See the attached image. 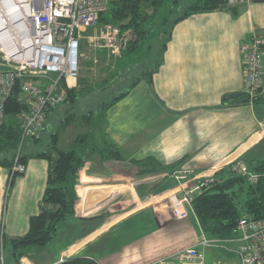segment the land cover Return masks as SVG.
<instances>
[{
  "label": "crops",
  "instance_id": "obj_1",
  "mask_svg": "<svg viewBox=\"0 0 264 264\" xmlns=\"http://www.w3.org/2000/svg\"><path fill=\"white\" fill-rule=\"evenodd\" d=\"M239 7L236 15L219 9L198 12L172 26L152 74L153 90L142 79L106 111L104 133L118 147L125 168L114 159L84 153L75 212L69 217L79 220L78 232L53 255L39 256L37 263L24 255L20 264H55L72 255L99 264H149L199 238L195 219L178 220L163 209L186 181L178 183L174 170L220 178L242 156L264 159V55L256 98L237 104L225 100L243 92L240 42L254 31L264 38V1L248 0ZM41 79L33 80L44 84ZM132 160H154L156 169L139 171ZM46 171V159L29 157L25 171L5 185L0 235L6 239L25 233L30 215L39 211ZM7 174L0 167V185ZM131 204L140 210H130ZM5 246L4 264H15L7 241Z\"/></svg>",
  "mask_w": 264,
  "mask_h": 264
},
{
  "label": "trees",
  "instance_id": "obj_2",
  "mask_svg": "<svg viewBox=\"0 0 264 264\" xmlns=\"http://www.w3.org/2000/svg\"><path fill=\"white\" fill-rule=\"evenodd\" d=\"M239 6L240 4L229 5L227 0H107L106 8L98 13L95 24L112 25L119 29L120 51L115 55L119 57V60L124 54L133 51L140 43L146 42V33L149 29L146 24L159 13V10L165 9L168 13L177 11L179 14L172 16L168 20L167 28L159 32L153 63L148 62L140 70L129 72L130 75L121 78V85L116 86L117 90L107 100L99 102L98 111L88 109L79 112L76 110L77 99L95 88L86 80L79 79L77 85L75 83L74 86L66 88L64 101L56 107V110L60 112L57 126L47 135L46 142L41 145L40 149L30 150L31 145L40 143V133L44 130L45 121L37 135L23 142L18 160L25 164L29 157L44 158L47 160V171L39 211L30 215L27 231L22 235L7 239L3 233L0 235V249L7 241L10 244L11 256L15 264H20L19 258L24 254L27 246L46 244L53 238L60 223L74 216L78 198L75 188L77 173L85 161L83 154L96 153L105 160L120 158L118 147L110 142L104 133L106 111L142 79L153 90L152 74L162 62L172 26L179 20L198 12L219 9L236 15L239 12ZM148 8H152L151 14L146 12ZM162 19L166 21L167 17ZM22 80L20 78L16 81L11 95L5 102V116L0 125V167L6 168L7 171L11 168L17 152L20 138V116L27 109V105L20 99L25 91ZM61 83L64 85L63 81ZM104 86H106L104 82L98 85L102 88ZM112 88L115 89V86ZM255 98L250 99L246 93L239 92L231 93L225 100L237 104L253 101ZM51 110L54 109L47 110L46 117ZM96 120L102 121L98 128V135H95L93 130ZM67 126L73 130L69 134V146L62 148L59 145L60 131ZM25 144L28 145V149L23 150ZM238 160L243 161L248 170L259 174V177L250 182L246 175L234 170L230 171L225 177H214V180L192 200L191 206L198 226L208 237L230 235L236 219L240 216L264 217V159L251 161L242 156ZM132 163L139 171L145 173L156 169L154 160H132ZM15 175L6 178L8 186ZM55 264L99 263L90 257L72 255Z\"/></svg>",
  "mask_w": 264,
  "mask_h": 264
},
{
  "label": "built area",
  "instance_id": "obj_3",
  "mask_svg": "<svg viewBox=\"0 0 264 264\" xmlns=\"http://www.w3.org/2000/svg\"><path fill=\"white\" fill-rule=\"evenodd\" d=\"M246 2L248 0H227L229 5ZM106 5L107 0H5L4 5H0V20L3 21L0 34L4 35L3 42H0V62L4 65L0 69V125L5 116V102L16 81L26 79L22 82L26 94L20 99L27 109L20 116V138L7 177L25 171V164L18 160L20 147L25 140L38 134L47 110L60 105L65 99L66 88L75 85L81 31L95 24L98 13L104 11ZM8 16L10 20L5 19ZM95 39L111 54L119 53L121 40L117 27L104 25ZM239 52L243 92L252 99L262 83L264 38L255 31L251 32L240 42ZM34 78L47 81L45 84L34 83ZM232 170L246 175L250 182L259 177L241 160L232 162ZM190 172L179 168L172 173L178 183L186 180L180 193L166 201L171 213L178 218L186 217L189 210L193 212L194 196L214 180L211 175L190 177ZM150 264H264V217L240 216L230 235L208 237L202 234L193 244Z\"/></svg>",
  "mask_w": 264,
  "mask_h": 264
},
{
  "label": "rangeland",
  "instance_id": "obj_4",
  "mask_svg": "<svg viewBox=\"0 0 264 264\" xmlns=\"http://www.w3.org/2000/svg\"><path fill=\"white\" fill-rule=\"evenodd\" d=\"M146 12L148 14H151L152 8L146 9ZM158 12L159 13H157L156 16L154 15L151 18V20L146 24L147 27L149 28L148 32L146 33V42L140 43V45L137 46L133 51L124 54V56L120 60L118 56H115L116 54H111L107 49H105L96 42L95 38L101 33L104 25L93 24V26L85 27L81 31L79 69H78V77L75 83L77 85L79 79L81 81L86 80L88 84L93 85L95 88H92L91 89L92 91L90 93L82 97H79L77 99L76 101L77 111L79 112L87 111L88 109H94V111L95 110L98 111L100 109L99 102L103 100H107L110 97V95H112L117 90L116 86L117 85L119 86V84L121 85V78L130 75L129 72L140 70V68H142L144 64L153 61L155 57L154 55H155L156 46L158 44L157 40L159 37V32L167 28V25L169 24L168 20H170L172 16L179 14V12L177 11H174L173 13H168L165 9L159 10ZM163 17H167V20L164 21L162 19ZM41 80L43 83L47 81L46 79H41ZM33 81L34 83L37 82L36 80ZM101 82H104L106 86H104L103 88L98 87L99 83ZM114 86L115 89L112 88ZM25 94L26 93L24 91L23 96H25ZM59 118H60V112L56 110V108L49 112L45 120L44 130H42L41 132V141L36 145H31V150L40 149L41 145L46 142L47 135L57 126V121L59 120ZM101 122L102 121L96 120L95 124L93 125V130L95 135H98L99 132L98 128H100ZM72 130L73 129L70 126L61 129L60 131L61 139L59 142L60 147L66 148L69 146L70 143L69 134L72 132ZM27 146L28 145L25 144L23 150L28 149ZM119 159L121 158L118 159L116 157L114 158V160H116V164H118L122 168H125L124 161L121 160L119 161ZM110 160L112 161L113 159ZM229 170L233 171L232 166L230 167ZM227 174H223V177H225ZM5 185H6V181L5 182L2 181L0 185V205L3 203L4 200L3 196L5 193L4 190ZM165 204H167L166 201ZM134 205L131 206L130 210L132 211L140 210L138 208L139 206L133 210ZM168 205L164 206L163 208L164 211L168 212V214L171 215V217L175 219L178 218L173 213H170L171 211ZM186 218L192 221L193 219H195V222L197 223L195 215L191 210H189V213L186 217L180 216L178 220H184ZM79 223L80 222L77 219L74 220L70 218L67 219L66 223L64 222L63 225L61 224L60 226L61 227L60 234H57V236L52 242L48 241L46 244L41 246H36V245L27 246L22 256L24 255L27 257L30 256L29 259L31 261H34V263H37L40 261V259H38L39 256L48 257L49 254L53 255L54 253H56L60 245L65 243L67 240H70L74 236L75 232H78ZM202 234L204 233L199 228V236H201ZM6 249L7 248L5 246V248L2 251V254L0 252V257H2L4 261L6 256ZM3 259L1 264H4Z\"/></svg>",
  "mask_w": 264,
  "mask_h": 264
},
{
  "label": "bare ground",
  "instance_id": "obj_5",
  "mask_svg": "<svg viewBox=\"0 0 264 264\" xmlns=\"http://www.w3.org/2000/svg\"><path fill=\"white\" fill-rule=\"evenodd\" d=\"M1 1V0H0ZM4 3H5V0H3V1H1V3H0V5H4ZM1 7V6H0ZM6 20L7 19H11V18H9V16H8V18L6 17L5 18ZM9 22V21H8ZM7 24V23H6ZM1 26H3V21L2 20H0V27ZM3 40H4V35L3 34H0V42H3Z\"/></svg>",
  "mask_w": 264,
  "mask_h": 264
},
{
  "label": "water",
  "instance_id": "obj_6",
  "mask_svg": "<svg viewBox=\"0 0 264 264\" xmlns=\"http://www.w3.org/2000/svg\"><path fill=\"white\" fill-rule=\"evenodd\" d=\"M261 1H264V0H261ZM227 96H229V95H227Z\"/></svg>",
  "mask_w": 264,
  "mask_h": 264
}]
</instances>
